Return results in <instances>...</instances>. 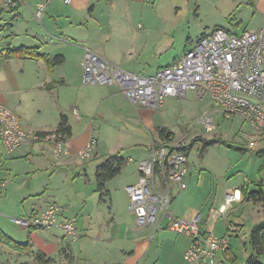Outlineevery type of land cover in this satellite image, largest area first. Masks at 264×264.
I'll return each mask as SVG.
<instances>
[{
    "label": "crops",
    "instance_id": "1",
    "mask_svg": "<svg viewBox=\"0 0 264 264\" xmlns=\"http://www.w3.org/2000/svg\"><path fill=\"white\" fill-rule=\"evenodd\" d=\"M169 1L172 4V0H70V2L53 0L40 21L34 16L38 0H28L14 12H0V52L27 48L35 50L36 53L22 59L0 57V105L6 106L17 115L22 127L39 133L57 131L61 117L67 118L71 136L65 138L64 153L58 167L64 163L78 162L80 160L77 157L78 153L94 140L96 141L93 148L94 156L87 162L99 158L97 150L102 136L98 133H103L106 128L118 133L125 129L119 121L112 123L113 119L117 121L115 114L122 121L136 123L138 119L147 128V122L151 121L149 109L133 107L117 85L102 86L103 90L97 94L96 103V100L90 102V96L80 99L81 101L78 94H68V98L65 96L76 80L83 84L82 61L87 51L127 72L141 76H153L160 68L176 63L178 60L161 65L156 71L146 75L147 64L140 60L143 51L137 47L140 42L150 39L153 20L159 15V9ZM175 15H178V11ZM203 35L206 33L201 34ZM192 46L193 44L187 46L186 52ZM76 50L80 52V56L74 60L71 54ZM57 57H62L63 63L53 66V60ZM74 61L78 64L77 76H74L73 72ZM197 98L201 99L198 96ZM106 102L114 106V111H111L109 106L105 107L103 112L100 111ZM92 106L97 107L94 113L90 109ZM157 142L152 137L148 144H135L149 152L140 162L151 158L152 145ZM119 149L116 148L105 156L109 158L119 154L125 160L120 176L118 175L123 176L122 183L113 190L110 184L117 179L116 177L106 183L102 193L98 192L96 172L105 162L102 165H93L98 201L88 212L84 210L79 212L78 206L73 207L70 200L60 202L56 196L53 201L44 203L41 198H37L29 205L30 207L24 208L22 217L41 213L51 205L64 207L65 211L59 216L58 221L75 220L80 236L77 241H73L64 230L56 227L48 229L20 227L12 231L0 224V231L8 241H0V264H184L185 252L191 244L188 236L178 235L165 228L153 231L152 228L138 227L136 218L129 209V197L125 196L126 212L118 208L117 196L114 193H126L125 188L139 180V164L126 165L124 149ZM46 153L50 155V147L44 143L23 147L7 159L3 177L10 179L11 183L13 175L5 168L7 162L19 157L28 159L36 154L47 156ZM129 162L134 160L130 158ZM127 166H131L133 171L130 174H122ZM210 177L207 165H203L198 174V185L212 193ZM229 183L230 181L225 198L220 201L213 199L209 212L216 203L218 209L225 206L228 195L233 193L235 195V192L238 200L229 205L228 211L235 212V209L253 202L245 198L242 192L243 187H247L250 192L251 185H247L246 180H243V185L239 187L231 186ZM8 187L0 193V215L1 209L8 208L6 205ZM233 204L239 208H235ZM189 212L192 216L183 218L170 211L174 217L188 221L200 215V230L202 232L213 230L215 234L213 228L202 230L201 226L207 225V219L201 212L190 208ZM261 223H264V220L261 219L255 226ZM165 224L163 221L162 225ZM230 229V226H226L227 232L219 237L226 235L230 237L228 233ZM11 241L12 244L29 245V249L26 252L17 251L9 243ZM230 258L229 256L226 259Z\"/></svg>",
    "mask_w": 264,
    "mask_h": 264
},
{
    "label": "rangeland",
    "instance_id": "2",
    "mask_svg": "<svg viewBox=\"0 0 264 264\" xmlns=\"http://www.w3.org/2000/svg\"><path fill=\"white\" fill-rule=\"evenodd\" d=\"M166 3L159 9L160 17L157 16L153 20L150 39L140 42L137 46L143 51L140 60L147 64L146 75L153 73L161 65L181 59L187 46L196 43L203 33L209 34L222 28L235 35H241L246 31L256 32L264 26V0H172V4L170 1ZM176 11L178 15H175ZM71 56L77 60L80 52L73 51ZM72 65L74 76H77L78 64L74 61ZM79 83L76 80L65 97L68 98V94H78L79 101L90 96V102H98L97 94L103 87ZM108 106L114 111V106L108 102L100 111L103 112ZM213 107L211 99H198L192 93L184 99L168 98L159 109H149L151 121L146 125L149 131L138 119L136 123L122 121L112 112L117 119H113L112 123L119 121L125 129L118 133L106 128L103 133H98L102 136L97 150L100 157L92 162L87 161L93 158L94 151L86 160L64 163L58 167L61 157L58 161L54 160L51 149L52 157L49 153H46L47 156L36 154L28 159L19 157L7 162L5 168L10 170L13 176L6 193L8 208L1 209L0 224L12 231L19 229L12 219L22 218L24 208L37 198H41L44 203L53 201L56 196L60 202L70 200L73 207L78 206L77 211L88 212L98 201L93 165H102L107 159L105 154H110L116 148L124 149L126 165H138L149 152L135 144H148L152 137L157 142L159 138L156 128H167L172 131L174 141L187 138L185 148L189 160L188 187L179 193L176 189L173 190L175 197L170 211L183 218L192 216V213L189 214V208L201 212L207 219V225L201 226L202 230L213 228L218 236H223L227 232L226 226H230L228 233L231 258L219 257L216 264H245L252 254L251 230L261 219L264 220V202H249L240 208L233 204L239 209H235V212L227 211L216 223L209 210L213 199L220 201L225 198L229 181V185L239 187L243 185V180H246L247 185H251L250 192H258L261 189L264 195V132L255 133L239 118L225 120L221 114L215 112L212 113L214 129L209 131L199 121L209 112H213ZM90 109L94 113L97 107L92 106ZM130 158L134 162H129ZM203 165H207L211 175L212 193L198 185V174ZM132 171L133 168L127 166L122 174H130ZM119 176L110 184L113 190L122 183L123 176ZM159 183L157 179L158 186ZM114 195L117 196L118 208L126 212L125 196L128 198V195L125 192H115ZM214 205L211 211L218 210L217 203ZM260 261L264 263V258Z\"/></svg>",
    "mask_w": 264,
    "mask_h": 264
},
{
    "label": "built area",
    "instance_id": "3",
    "mask_svg": "<svg viewBox=\"0 0 264 264\" xmlns=\"http://www.w3.org/2000/svg\"><path fill=\"white\" fill-rule=\"evenodd\" d=\"M52 1L38 0L34 12L38 21ZM27 2L0 0V12H14ZM82 68L84 85H117L135 108L159 109L168 98L184 99L194 93L214 103L213 112L199 121L209 131L214 129L212 113L215 112L225 120L239 118L255 133L264 132V26L256 32L246 31L241 35L222 28L215 29L201 36L176 63L160 68L153 76L127 72L90 51L84 55ZM38 143L48 145L53 158L58 161L64 152L66 139L57 131L39 133L25 129L17 115L0 105V193L10 183V179L3 177L7 159L23 147ZM95 143V140L91 141L77 157L80 160L90 158ZM186 143L187 138L152 145L151 158L138 165V182L125 188L129 209L140 228H152L153 231L165 228L188 236L191 244L185 252L184 264H216L219 257L226 259L231 255L230 237L216 236L213 230L202 232L200 215L188 221L170 213L175 197L173 190L179 193L188 186ZM237 200L235 192V195H228L225 206L211 211L214 222ZM64 211V207L51 205L41 213L12 221L19 227L30 229L60 228L77 241L80 236L75 220L58 221Z\"/></svg>",
    "mask_w": 264,
    "mask_h": 264
},
{
    "label": "trees",
    "instance_id": "4",
    "mask_svg": "<svg viewBox=\"0 0 264 264\" xmlns=\"http://www.w3.org/2000/svg\"><path fill=\"white\" fill-rule=\"evenodd\" d=\"M35 54H36L35 50L33 49L20 48L18 50L1 51L0 57L8 58V59L9 58L22 59L25 58L26 56H32ZM62 63H63L62 57H57L55 60H53V66L61 65ZM57 132L62 134L65 138H69L71 136V127L65 116L61 117L60 123L57 128ZM157 134L159 138L158 143L168 142L173 139L172 131L167 128H158ZM124 165H125V160L119 154L110 156L109 158L106 159L105 163L102 166H100L96 172L98 192L102 193L104 191L106 183L116 178L122 171ZM242 192L245 198H249L250 201L256 203L264 202V195L261 189L258 192H249L247 187H243ZM0 241L8 242L7 238L1 231H0ZM9 243L17 251L26 252L29 249V245H20L16 243L12 244V241ZM250 245L252 248V254L249 255L245 264H263L260 261V259L264 258V223H261L252 228L250 233Z\"/></svg>",
    "mask_w": 264,
    "mask_h": 264
}]
</instances>
